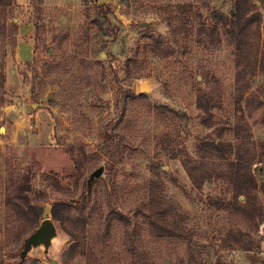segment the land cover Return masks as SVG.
Returning <instances> with one entry per match:
<instances>
[{
    "label": "rangeland",
    "instance_id": "374dc122",
    "mask_svg": "<svg viewBox=\"0 0 264 264\" xmlns=\"http://www.w3.org/2000/svg\"><path fill=\"white\" fill-rule=\"evenodd\" d=\"M251 1L242 48L228 32L235 0H13L0 11V264H264V196L262 215L246 218L222 177L255 142L264 182V0ZM140 80L159 101L126 95ZM211 140L224 154L206 157ZM184 159H206L198 173L212 178L197 186ZM27 177L33 204L65 200L79 217L73 251L71 226L53 219L50 244L23 254L32 215L10 196Z\"/></svg>",
    "mask_w": 264,
    "mask_h": 264
},
{
    "label": "trees",
    "instance_id": "16d2710c",
    "mask_svg": "<svg viewBox=\"0 0 264 264\" xmlns=\"http://www.w3.org/2000/svg\"><path fill=\"white\" fill-rule=\"evenodd\" d=\"M13 0H0V11L5 10L6 6L10 5ZM107 5L108 10L110 9V4ZM256 6L255 2L251 0H235V13L232 14L233 21H231L228 32L232 35L234 39H237L238 48H242V37L246 31V28L250 21L253 19V14H251L252 9ZM251 14V15H250ZM223 15V14H222ZM224 18V15L222 16ZM227 23V22H226ZM260 24V18H259ZM2 27L6 26V23L3 21L1 24ZM158 47L164 48V55H169L168 46L161 44L159 42L156 44ZM5 75L2 70H0V82L4 83ZM126 95L130 96L132 99H143L146 98L145 94H136L133 90L127 89ZM209 101L210 99H204L202 95L199 96V107L204 111H209ZM206 102V104H205ZM251 144V145H250ZM257 145L255 142H246V144L238 145L236 149V157L234 159L226 160V170L222 171V177L229 182L232 189V198L230 200V207H233V210L238 212L240 215L246 218H253L256 220V216L262 215V206L257 203V199L259 198V193L261 192L264 196V182L260 183L257 181V178L253 174L251 169V163L254 160L257 153ZM262 148V145H260ZM200 149L202 151H208L209 154L206 157L213 156V153L218 152L220 154H224L223 152L226 150V141L224 140H211L204 141L200 145ZM201 151V152H202ZM208 159V158H207ZM75 161L79 165V159L75 157ZM205 160H193V159H184L183 165L186 168L189 176L192 178L193 182L197 186H202L207 180L211 179L212 176L206 174L205 171L198 173V170H204L200 168L197 162L205 163ZM217 171V170H216ZM91 182H89L90 184ZM90 189V185H89ZM31 190V185L29 184V179L25 181L19 182L13 188L14 197L10 196V199H13V204L18 206L19 214H24L26 216H31V224L28 228V231H34L40 226V222L43 219L42 211H43V203L44 199H41V202H37L33 204L31 202V198L28 192ZM87 192H85L79 201L80 203H85ZM261 210V211H260ZM52 218L54 220L60 221L63 224H69L71 226L67 227L68 233L71 235L73 241V245L70 248V252L73 251L77 247V242L79 240L78 233L81 231L79 224V217L73 214L70 204L65 200L56 201L52 205ZM264 212V211H263ZM117 215L121 218H125L124 214L117 212ZM17 220H19L16 217ZM233 234V231H230V234ZM234 236V235H232ZM235 237V236H234ZM232 242H228L227 245H231ZM28 249L26 243L24 245L23 254L27 253Z\"/></svg>",
    "mask_w": 264,
    "mask_h": 264
},
{
    "label": "water",
    "instance_id": "95a60500",
    "mask_svg": "<svg viewBox=\"0 0 264 264\" xmlns=\"http://www.w3.org/2000/svg\"><path fill=\"white\" fill-rule=\"evenodd\" d=\"M138 91L139 94H148L153 99L159 101V97L156 93V89L149 80H140L138 82ZM104 166H100L94 170L89 178V182L92 181L95 177H99L103 174ZM52 206L50 204H45L43 206L42 216L40 226L34 230L29 237L26 239V246L29 249L33 244L44 243L46 246L50 244L51 239L56 234V225L52 218L51 212ZM50 264H55L54 261H51Z\"/></svg>",
    "mask_w": 264,
    "mask_h": 264
},
{
    "label": "built area",
    "instance_id": "2783aa9c",
    "mask_svg": "<svg viewBox=\"0 0 264 264\" xmlns=\"http://www.w3.org/2000/svg\"><path fill=\"white\" fill-rule=\"evenodd\" d=\"M264 235V234H263ZM262 243L264 244V238H263V241H262Z\"/></svg>",
    "mask_w": 264,
    "mask_h": 264
}]
</instances>
